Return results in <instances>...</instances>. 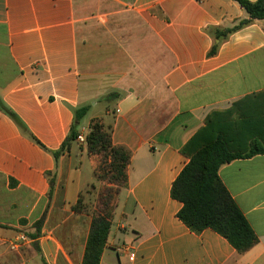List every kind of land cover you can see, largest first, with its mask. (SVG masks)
<instances>
[{"label": "crops", "instance_id": "0c3cea01", "mask_svg": "<svg viewBox=\"0 0 264 264\" xmlns=\"http://www.w3.org/2000/svg\"><path fill=\"white\" fill-rule=\"evenodd\" d=\"M249 20L236 0H0V99L41 144L0 110V264H82L105 204L84 193L102 189L115 192L100 264H264V154L219 170L258 238L243 254L191 231L171 195L209 119L233 152L264 146V20L238 28ZM100 99L86 142L56 159L75 111ZM94 120L130 154L122 185L99 178Z\"/></svg>", "mask_w": 264, "mask_h": 264}, {"label": "trees", "instance_id": "16d2710c", "mask_svg": "<svg viewBox=\"0 0 264 264\" xmlns=\"http://www.w3.org/2000/svg\"><path fill=\"white\" fill-rule=\"evenodd\" d=\"M249 14L250 20L242 22L238 28L251 20H264V0L250 2L236 0ZM230 33L233 30L229 31ZM215 53V49L211 54ZM0 110L13 119L18 126L37 144L40 142L29 132L27 126L0 99ZM87 112V108L75 111V123L71 133L61 149L54 154L58 159L66 152L71 141L80 135L78 126ZM213 119L207 121L205 130L199 132L189 143L190 156L188 164L181 171L172 186V198L182 203L178 218L193 232L201 233L211 229L226 238L229 243L243 254L258 242V238L241 209L234 201L230 192L219 177L222 166L237 159L250 158L264 154V146L258 141L251 143L246 154L233 152L224 139V130L216 126ZM87 145L92 154L110 152L105 159L110 160V166L117 171V176L126 179V170L130 162V154L112 144L111 134L100 121H93L91 131L87 135ZM105 161V160H104ZM105 163V162H104ZM108 172V171H107ZM99 178L101 176L99 175ZM79 200L76 209L80 208ZM93 219L82 264H100L103 250L112 224V214L108 206ZM42 223V222H41ZM40 222L37 224L39 226Z\"/></svg>", "mask_w": 264, "mask_h": 264}, {"label": "rangeland", "instance_id": "374dc122", "mask_svg": "<svg viewBox=\"0 0 264 264\" xmlns=\"http://www.w3.org/2000/svg\"><path fill=\"white\" fill-rule=\"evenodd\" d=\"M107 107H108V104L101 99L98 101L96 107L93 106V104H91V107H86L87 112H86L85 116L83 117V119H84L83 123H86L87 121H89L90 119H92L95 116H101V118L104 117L105 109ZM95 121H97V120H94V122ZM105 129H107V128L105 127ZM107 153L110 154V152H108V151H107ZM107 153H106V151H104L103 153L98 154L100 156V164H99V168H98V173L101 176V180H104L107 183H112V184L114 183L118 186L122 185V183H123L122 177L117 176V171L114 169V167L110 166L111 165L110 164L111 159L110 158L108 160L105 159L106 158L105 155H107ZM93 184L96 185V182L93 181ZM89 192H91V190ZM114 192H115V190L109 191L107 189H104V190L102 189V190H96L94 194H92V192H91L90 194H92L93 196H91V195L87 196V192H85L84 195L86 196L85 199H89L90 201H93V199L97 200L98 198H100L102 200V203L106 204L107 201H109L113 198ZM99 209H100V211H102L105 209V207H99Z\"/></svg>", "mask_w": 264, "mask_h": 264}, {"label": "built area", "instance_id": "2783aa9c", "mask_svg": "<svg viewBox=\"0 0 264 264\" xmlns=\"http://www.w3.org/2000/svg\"><path fill=\"white\" fill-rule=\"evenodd\" d=\"M192 1H196V0H192ZM77 141L81 142V143H85L86 142V137L84 134H80L78 137H77ZM28 241L27 237H25L24 235H21L19 236V238L13 242L11 244V249L13 251L15 250H18L21 248V246L26 243Z\"/></svg>", "mask_w": 264, "mask_h": 264}]
</instances>
